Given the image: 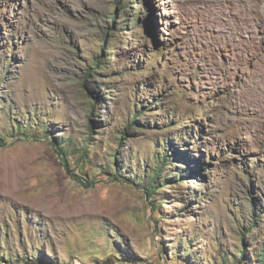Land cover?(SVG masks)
Masks as SVG:
<instances>
[{
	"label": "rangeland",
	"instance_id": "obj_1",
	"mask_svg": "<svg viewBox=\"0 0 264 264\" xmlns=\"http://www.w3.org/2000/svg\"><path fill=\"white\" fill-rule=\"evenodd\" d=\"M117 1L0 0V264H264V0Z\"/></svg>",
	"mask_w": 264,
	"mask_h": 264
},
{
	"label": "trees",
	"instance_id": "obj_2",
	"mask_svg": "<svg viewBox=\"0 0 264 264\" xmlns=\"http://www.w3.org/2000/svg\"><path fill=\"white\" fill-rule=\"evenodd\" d=\"M117 1V0H116ZM119 1V0H118ZM117 1V2H118ZM116 2V3H117ZM128 7H130V6H128ZM95 65H98V63L96 62V64ZM44 136H47V134H44ZM121 137L122 138H124V133L122 132L121 133ZM52 142V141H51ZM4 144V140H3V138L0 136V145H3ZM54 146L56 147V151L58 152V154H62L63 153V151H64V149L65 148H63L62 146H61V143H56V142H54ZM160 170H156L155 172H154V174H153V177H152V180L150 181V184L149 185H147L146 187H145V190H146V193L149 195V196H153L154 194H155V191H156V186H155V183L154 182H157V179H158V177H159V175H160ZM89 183H91V182H89ZM243 248V247H242ZM257 259H258V261H259V263H263V258H262V256H261V254H259V255H257V257H256ZM238 264V263H237Z\"/></svg>",
	"mask_w": 264,
	"mask_h": 264
}]
</instances>
